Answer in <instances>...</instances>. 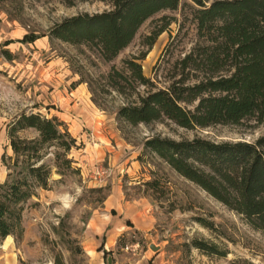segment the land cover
I'll use <instances>...</instances> for the list:
<instances>
[{"label": "rangeland", "instance_id": "obj_1", "mask_svg": "<svg viewBox=\"0 0 264 264\" xmlns=\"http://www.w3.org/2000/svg\"><path fill=\"white\" fill-rule=\"evenodd\" d=\"M197 9L181 0L177 10L158 13L128 48L106 62L96 50L58 41L50 31L66 18L111 10L107 0H0V182L8 175L3 155L14 158L7 126L23 113L56 117L51 114L61 109V96L77 85L87 88L109 126V138L76 140L68 156L73 168L64 175L54 164L58 149L48 148L50 187L37 189L24 205L23 233L0 244V264H56L58 258L63 264H264V231L144 148L152 137L255 143L264 135V122L189 130L169 121L133 127L117 120V110L128 101L108 85L112 68L121 70L125 60L144 56L138 61L144 75L158 88L168 87L176 61L204 44ZM162 28L149 48L148 38ZM20 136L31 139L37 133ZM152 182L154 187L147 185ZM194 241L214 244L228 255L206 254L192 246Z\"/></svg>", "mask_w": 264, "mask_h": 264}, {"label": "trees", "instance_id": "obj_2", "mask_svg": "<svg viewBox=\"0 0 264 264\" xmlns=\"http://www.w3.org/2000/svg\"><path fill=\"white\" fill-rule=\"evenodd\" d=\"M180 1L107 0L111 10L66 18L50 35L63 43L85 45L111 62L129 47L146 21L177 10ZM190 1L198 7L195 21L204 44L176 61L175 74L165 88L144 75L138 62L144 56L125 60L121 70L113 67L108 85L128 101L117 110V120L133 127L169 121L189 130L240 125L250 119L264 122V0ZM165 30L148 38L149 48ZM3 55L13 59L7 50ZM28 130L37 137L20 136ZM7 136L14 158L2 157L8 175L0 182V244L22 235L24 205L37 189H49L52 167L44 162L48 148L58 149L54 164L64 175L73 168L68 156L77 145L63 121L40 113L19 115L7 126ZM144 148L250 227L264 231V135L255 143L152 137ZM192 246L209 255H228L205 241H194ZM55 263L63 264L59 258Z\"/></svg>", "mask_w": 264, "mask_h": 264}, {"label": "crops", "instance_id": "obj_3", "mask_svg": "<svg viewBox=\"0 0 264 264\" xmlns=\"http://www.w3.org/2000/svg\"><path fill=\"white\" fill-rule=\"evenodd\" d=\"M59 102L61 109L51 115L63 121L77 141L85 143L98 135L109 138L107 116L93 104L83 84L77 85L71 94L62 95Z\"/></svg>", "mask_w": 264, "mask_h": 264}, {"label": "water", "instance_id": "obj_4", "mask_svg": "<svg viewBox=\"0 0 264 264\" xmlns=\"http://www.w3.org/2000/svg\"><path fill=\"white\" fill-rule=\"evenodd\" d=\"M151 249L154 251H157V247H155V246H151ZM109 264H111V260H109Z\"/></svg>", "mask_w": 264, "mask_h": 264}]
</instances>
